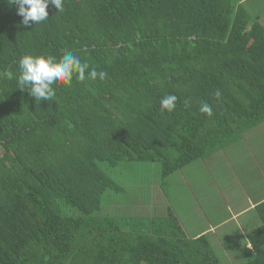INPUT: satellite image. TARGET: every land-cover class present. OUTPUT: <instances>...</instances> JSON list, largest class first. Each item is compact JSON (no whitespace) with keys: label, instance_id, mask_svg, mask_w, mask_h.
Listing matches in <instances>:
<instances>
[{"label":"trees","instance_id":"1","mask_svg":"<svg viewBox=\"0 0 264 264\" xmlns=\"http://www.w3.org/2000/svg\"><path fill=\"white\" fill-rule=\"evenodd\" d=\"M63 4L25 26L0 0V264H264V202L250 247L216 249L152 193L264 122V27L232 0ZM68 50L107 78L57 81L53 101L17 87L20 58ZM136 168L152 180L130 198Z\"/></svg>","mask_w":264,"mask_h":264},{"label":"crops","instance_id":"2","mask_svg":"<svg viewBox=\"0 0 264 264\" xmlns=\"http://www.w3.org/2000/svg\"><path fill=\"white\" fill-rule=\"evenodd\" d=\"M232 2L264 27V0ZM172 179L155 203L172 207L188 236L206 234L216 249L228 239L250 244L248 233L261 225L256 208L264 202V122Z\"/></svg>","mask_w":264,"mask_h":264},{"label":"clouds","instance_id":"3","mask_svg":"<svg viewBox=\"0 0 264 264\" xmlns=\"http://www.w3.org/2000/svg\"><path fill=\"white\" fill-rule=\"evenodd\" d=\"M9 5H16L17 14L21 16L23 25L41 24L48 20L49 3L55 6L58 12L64 11L63 0H8ZM91 66L87 62H82L79 55L72 50L65 51L57 60L55 57L32 56L25 55L19 60L20 75L17 81V87L21 90H27L36 101H53L55 91L53 85L57 81L67 82L69 85L75 77L77 81L84 82L86 79L93 81L99 79L105 80L108 73L98 71L95 68L89 69ZM218 90L215 98L221 97ZM178 97L175 95H167L161 101V112L165 110L171 113L175 110ZM185 107H191L189 101H185ZM201 114L208 117L214 115L212 106L207 102H202L199 107Z\"/></svg>","mask_w":264,"mask_h":264},{"label":"rangeland","instance_id":"4","mask_svg":"<svg viewBox=\"0 0 264 264\" xmlns=\"http://www.w3.org/2000/svg\"><path fill=\"white\" fill-rule=\"evenodd\" d=\"M123 180H126V182L128 183V186L130 188V192H128V194H129V196L131 198V197L134 196L135 193H138L139 195H141L139 192L145 194V192H143L141 190V187L147 188L148 183L152 180V177L149 176V172L148 171L143 172L140 168L126 169V170H123ZM155 190H156V188L154 190H152V193H153V196H154L153 197L154 200L157 201V200H159V198H157V195H156V192H158V190L157 191H155ZM146 211L148 213L151 212V211H148V210H146ZM238 246H240V245H238ZM238 246L236 244H232L233 249L234 248L236 249ZM236 252L240 253L241 257H246L247 256V254H245V252L243 250H241L240 248Z\"/></svg>","mask_w":264,"mask_h":264}]
</instances>
